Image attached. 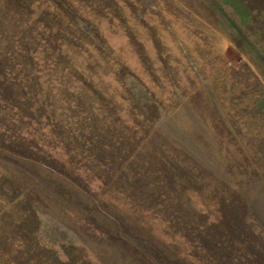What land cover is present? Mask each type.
<instances>
[{
    "label": "rangeland",
    "instance_id": "1",
    "mask_svg": "<svg viewBox=\"0 0 264 264\" xmlns=\"http://www.w3.org/2000/svg\"><path fill=\"white\" fill-rule=\"evenodd\" d=\"M0 264H264V0H0Z\"/></svg>",
    "mask_w": 264,
    "mask_h": 264
}]
</instances>
